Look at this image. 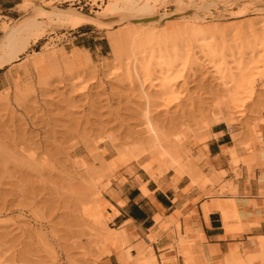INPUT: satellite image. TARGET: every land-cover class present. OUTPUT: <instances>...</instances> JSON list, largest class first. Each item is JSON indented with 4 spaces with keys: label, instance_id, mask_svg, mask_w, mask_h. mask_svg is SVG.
Masks as SVG:
<instances>
[{
    "label": "rangeland",
    "instance_id": "rangeland-1",
    "mask_svg": "<svg viewBox=\"0 0 264 264\" xmlns=\"http://www.w3.org/2000/svg\"><path fill=\"white\" fill-rule=\"evenodd\" d=\"M116 1L124 4L118 0H0V43L11 28L19 32L7 49V56L17 55V60L0 69V264H107L108 256L123 248L136 250L129 261L133 264L138 258V244L133 242L139 239L118 241L107 213L111 207L103 211L104 227L96 221L94 187L100 189L99 199L107 202L112 184L125 181V171H143L142 165L153 161L160 177L154 181L169 178L177 186L187 177L191 185L184 192L194 186L214 188L213 180L197 166V152L210 139L212 127L222 122L232 130L236 143L245 141L257 161V143L264 153V74L249 70V77L255 78L252 98L240 110L233 103L239 67L264 57L263 51L253 52L254 39L237 32L232 38L229 32L228 55L225 63L220 60L223 66L197 44L187 48V36L169 32L165 37L169 25L185 22L249 27L264 20V0H155V13L148 16L139 9L144 6L140 2L130 21L77 28L41 9L88 16L102 13ZM191 14L195 16L185 18ZM151 18L158 21L154 26L159 33L151 44L135 45L125 38L127 33L119 32L123 26L125 31L144 29ZM30 20L40 27L28 33ZM117 35L122 47L116 52L111 38ZM97 45L102 48L96 49ZM180 45L184 49L179 50ZM174 48L185 50L189 61L187 65L177 62L171 72L168 62L176 53ZM78 54L89 56L91 62L76 66ZM260 66L264 69V61ZM224 105L226 117L220 111ZM146 112L171 147L181 150V165L194 163L195 183L161 163L154 151H148L149 158L140 166L119 161L124 152L146 139ZM234 150L236 146L229 149L231 158ZM229 192L224 185L217 194ZM223 216L224 221L230 220ZM108 233L116 237L112 249L104 241ZM147 248L145 244L137 264H159Z\"/></svg>",
    "mask_w": 264,
    "mask_h": 264
},
{
    "label": "crops",
    "instance_id": "crops-1",
    "mask_svg": "<svg viewBox=\"0 0 264 264\" xmlns=\"http://www.w3.org/2000/svg\"><path fill=\"white\" fill-rule=\"evenodd\" d=\"M258 144V167L255 165L249 170L244 163L236 166L229 149L236 146L241 158L249 157L245 141L236 143L226 123L215 124L210 139L197 152V166L213 180L214 188L211 185L204 189L194 186L184 192L191 185L187 177L175 186L169 178L157 182L141 170L125 171V181L114 182L106 195L114 208H109L107 213L112 216L110 223L117 231L118 241L125 237L143 239L153 249L151 258L156 257L159 264L231 263L232 249L238 246L245 256L254 255L248 258L249 261H256L257 257L263 260L246 264H263L258 237H264V153ZM224 185H228L230 192L223 196L217 194ZM210 194L215 196L209 197ZM223 215L230 219L227 224ZM158 220L161 223L158 224ZM150 234H156L157 241L154 242ZM139 240L133 242L138 244V258L133 264H137L145 253V244ZM123 250L130 257L120 261L116 254L111 255L107 264H129L137 255L135 249Z\"/></svg>",
    "mask_w": 264,
    "mask_h": 264
},
{
    "label": "bare ground",
    "instance_id": "bare-ground-1",
    "mask_svg": "<svg viewBox=\"0 0 264 264\" xmlns=\"http://www.w3.org/2000/svg\"><path fill=\"white\" fill-rule=\"evenodd\" d=\"M118 1H121L122 4L123 3L124 4L120 5V2H117V1L113 2V3H109L102 13H99L96 15H88V16L80 14V13H76V12H71L69 10H59V9H55V8L50 9L48 6H47L48 8L41 7V9L44 10L45 12L51 13L52 16L56 17V19L72 26L73 28H77V27L85 25V24L88 25L89 23H93V24H97V25L110 26L113 23H122L124 21L125 22L130 21L133 18L131 17L129 19L128 17L130 16V14L133 13V11L135 10L136 7H137L136 10H138V6H139L140 2H144V6H143V8L141 7L139 9L140 10L142 9V11H144V13H146L147 16L152 15V14L154 15V13H155V10H154L155 6L153 5L154 8L152 6V1L154 3L155 0H118ZM190 12L191 11L189 10L188 13H190ZM192 13H193V11H192ZM194 16H195V14H191V15L186 16L185 18H193ZM149 23H150V25L147 26L146 28L144 27V29L128 28L127 31L123 30V29H126V26H123L125 28H122L123 31L120 30L119 32H121V34L123 32L124 35L127 33L128 36L125 35L126 36L125 38H128L129 42H134L135 45L137 44V42L139 43L142 41L143 42L148 41V43L147 42L146 43L151 44L152 41H150V40H154L157 37V35H159V33L156 32V27L154 26L155 24L158 23V21L152 20V18H151ZM107 26H105V27L108 28ZM27 27L28 28L25 31L30 33V32H32L33 29L39 28L40 25L37 24V22L35 20H30ZM263 30H264V20L262 22H258V23L255 22L253 24H250L249 27H244V26L243 27L242 26L241 27H238V26L237 27H223V26L222 27H218V26L209 27V25L203 26L202 24H200L199 22L196 21V22H191V23L185 22L182 24H171V25H169L168 30H165L166 36L164 35V32L162 33V35L165 37H168V38H169V36H168L169 32H171L170 35H172L174 37L177 34H178L177 36H180V35L184 36L185 35V38L187 36V38H186L187 41L184 42L185 44L184 43H181V44H184L188 48L189 46H191V43H195L201 49L208 51L209 55L213 59L218 60V62H219L220 60L224 61V59L226 58L225 56L228 55L227 53L225 54V50L227 47V46L225 47V45L228 42L227 40L230 38V37L228 38V36L231 34V33L229 34V32L232 31V38H234L233 32H237V35H240V36H245V37L247 36V38L250 37L251 39L253 38L254 40L251 42V44L253 45L252 50L255 53L257 51H263L264 52V35L262 34L264 32ZM167 31H168V34H167ZM260 31H263L261 33V35H260V33H258ZM18 34H19V32H18L17 28H15V29L11 28L10 30H8L6 32L2 42L0 43V69L5 67L9 63L17 60V58H18L17 55L12 56V57L7 56V49L9 48V46H11L13 44V42L15 41ZM118 35L116 37L114 36L115 38L114 37L111 38V44H112V46L116 52L119 51L118 50L119 46L122 47L119 44V43H121L120 40H122V39H120L121 36H118ZM34 36L35 35L32 34L30 37H34ZM240 36H239V38H242ZM236 38H238V37H236ZM247 38H245V39H247ZM250 38H248V39L251 40ZM170 39H172V37ZM125 40H127V39H125ZM243 40H244V38H243ZM177 43H179V42H177ZM245 43L247 44V42H245ZM122 45H123V43H122ZM139 45H141V44H139ZM177 45L179 46V44H177ZM180 46L182 47V45H180ZM181 47H178V49L179 48L184 49L183 48L184 46L182 48ZM166 48H167V46H166ZM163 51H165V50H163ZM174 51H175V48H174L173 52ZM175 52L176 53L173 55L174 57L172 55H169L170 57L171 56L173 57L172 61H170V59H169V61H170V63L168 62V65L170 64L169 66L168 65L165 66L164 63H167V60L166 61L163 60L164 61L163 67L165 66L164 68L167 69L166 67L168 66V70H171V72H173L172 70H174L173 69V68H175L174 65L177 62H180L181 65H187V63L189 61L188 55H187L185 50H182V52L181 51L179 52L176 49ZM82 55L78 54V56L75 57L74 63L76 64V66L83 67L86 64L91 62L89 56L84 55V58H83ZM163 58H164V56H163ZM165 58H167V57L165 56ZM263 61H264V57L262 59H259V60L255 59V62L254 61L250 62V64L247 65V67H245V66L239 67L240 68V75H239L240 80L237 83L238 84L237 90H236V94H235L234 99H233L235 109L240 110V107H243L246 104V102L252 98L253 84L255 82V78H253V76L249 77L248 71L249 70H250V72L256 71L255 73L257 75L264 74V69H262L263 67L260 66V63ZM221 62L222 61H220L219 64ZM224 63H225V61H224ZM224 63H223V66L225 65ZM158 64L160 66L162 65V63H158ZM220 65H222V64H220ZM171 72H169V73H171ZM168 84L172 85L170 82ZM224 106L222 108H220V111H221L222 116L226 117L227 106H225V107ZM147 112L145 113L146 115L143 116V117H145L144 119H145L146 139L143 141V143L141 145H139L137 147H133L131 150L124 152L121 155L119 161H122L123 163L124 162H129V163H134V164L136 163V164H139V166H140L141 162L146 160V158L147 159L149 158L148 157V155H149L148 151H154L156 154H158L162 158L161 163H164L165 165H167L168 168H171V169L173 168L174 170L178 171V173H180V174L187 175L188 177H190L192 179V182L195 183L197 171H196V168L194 166V163L191 161L189 163L187 162V163L181 165V160H180L181 150L178 148H172L171 147V145H170L171 142H169L163 138L160 130L157 128V126L151 120V117L149 116L150 113H147ZM234 152H236V150H234ZM238 156L239 155L237 154V152L234 155H232L233 164L244 163L245 165H247V169H249V170H251V169L253 170V167L255 165H256V168L258 167L257 163L260 161H257V159L253 153H250V156L248 155L249 157H246V158H240V156L239 157ZM147 162H149V161H147ZM147 162H145L146 164L144 163L141 167L143 169V171L150 177V179H153V180L159 179L160 177H158V169H156L154 166L155 162H153V161H150L149 163H147ZM124 164H122V165H124ZM158 166H159V164H158ZM159 167H157V168H159ZM250 173H251V171H250ZM215 180L218 181V177H215ZM92 194H93L92 197H94L93 198V202H94V206H95L94 209H96V211H98V214H99L97 216L96 215L97 212L95 211L96 212L95 215L97 216L96 221L98 219V221L100 222L99 224L102 225L103 223H106V221L102 222V220H103L102 218L104 215L103 211L109 207H111V209H114V208L112 205L107 206V204H109V203H107L108 201L106 202L104 200L99 199L100 195H101L99 188L94 187V191L92 192ZM113 213L111 215H113ZM113 216H115V215H113ZM109 218L112 219V216H109ZM156 222H158V224L161 223L160 220H158ZM228 222H229V220L225 221V224H227ZM102 226L104 227L105 224H103ZM258 238H259V242H260L261 254L263 257L264 256V237H258ZM151 239L154 242L157 241V235L156 234L151 235ZM104 241L112 249L114 247V244L116 243V237L112 233H108L107 236L105 237ZM248 245H250V244L248 243ZM149 253L151 255L154 254L152 247L149 248ZM251 256H254V255H251ZM251 256L250 255L245 256L244 254H242L240 252L239 246H238V247H236V249H232V258L233 259H232L231 263L226 262V264H246L247 262L253 263L254 260L253 261L248 260V258H250ZM255 256H258V255H255ZM117 257L120 261H123L126 257H130V256L128 253H126L125 250L121 249L118 252ZM254 259H255V257H254ZM259 259L257 257L256 261ZM260 260L263 262L262 258ZM256 261H254V262H256Z\"/></svg>",
    "mask_w": 264,
    "mask_h": 264
}]
</instances>
